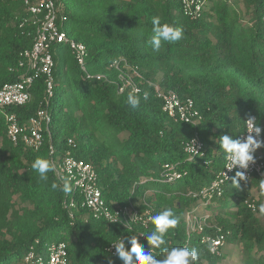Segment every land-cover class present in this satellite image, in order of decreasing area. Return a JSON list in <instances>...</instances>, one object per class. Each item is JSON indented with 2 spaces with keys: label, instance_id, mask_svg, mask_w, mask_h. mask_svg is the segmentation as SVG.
Returning <instances> with one entry per match:
<instances>
[{
  "label": "trees",
  "instance_id": "obj_1",
  "mask_svg": "<svg viewBox=\"0 0 264 264\" xmlns=\"http://www.w3.org/2000/svg\"><path fill=\"white\" fill-rule=\"evenodd\" d=\"M52 1L59 29L87 48L86 70L67 43L54 44L52 96L40 75L29 102L0 109V264H47L53 242L66 243L68 264H123L110 247L123 241L130 249L132 236L157 259L165 249L188 247L198 252L195 264H230L238 247V264H264V180L254 175L237 189L234 174L213 186L226 162L219 137L239 139L251 114L264 130V0H204L198 15L188 14L183 0ZM28 6L0 0V89L29 72L23 54L38 25ZM153 17L181 28L182 39L153 51ZM158 88L192 98L202 119L193 125L170 116ZM133 89L141 96L137 108L127 103ZM40 110L51 118L43 123V145L13 142L7 115L26 125ZM195 134L203 155L185 150ZM67 155L93 165L112 210L134 207L153 216L170 208L178 225L151 249V221L95 217L72 185L67 193L52 189L53 182L64 185L55 169L45 182L31 167L38 157L53 164ZM173 173L180 177L169 180ZM199 207L207 210L198 215L204 225L190 231L187 214ZM220 236L210 252L209 241Z\"/></svg>",
  "mask_w": 264,
  "mask_h": 264
},
{
  "label": "built area",
  "instance_id": "obj_2",
  "mask_svg": "<svg viewBox=\"0 0 264 264\" xmlns=\"http://www.w3.org/2000/svg\"><path fill=\"white\" fill-rule=\"evenodd\" d=\"M183 1L185 3L186 12L190 15H198L204 4V0ZM26 3L29 5L28 9L33 14L34 22L38 25L33 46L23 54L25 62L23 61L22 65L25 64L29 72L24 75L22 80L6 84L0 89V109L14 105H23L29 102L31 99V86L35 78L40 75L46 77L47 92L49 96H52L54 60L50 49L54 44L67 43L73 50L81 67L86 70L85 62L87 48L82 42L70 39L65 32L59 29L57 25V8L55 2L52 0H39L36 4L30 5L29 1L26 0ZM88 77L101 78V75H88ZM122 90L123 87L121 88V91ZM157 90L158 96L163 100V109L170 116L193 125H196L202 119L201 113L196 108L195 101L192 98L183 100L177 92L173 90L164 91L159 88ZM250 117L254 118L255 124L258 125L257 116L251 114L247 120ZM6 120L8 122V134L13 142L17 143L19 140H22L27 147L39 149L44 143V136L42 133L43 123L50 122L51 118L47 111L40 110L38 115L32 117L26 125H21L15 114H8ZM249 134L248 124L246 122L245 130L240 134L239 139H246ZM251 135H255V133H251ZM259 139H262V133ZM203 149L204 143L198 134H195L185 143L186 152L192 156L203 155ZM53 165L59 180L63 184L67 182L69 185L73 186L74 190L79 192L82 196L83 206L89 208L95 217L102 216L112 222H124L125 224H129L131 221L147 224V222L150 221L149 217L152 215L149 210L143 213H140L134 207H123L112 210L103 198L102 189L99 186V177L92 164L67 155L62 161L56 159ZM225 167L222 171L221 179L215 182L213 186L218 187L220 183L231 178L237 171L245 172L246 179L242 180V182L251 179L254 175L264 180V155L258 153V150L255 153V162L251 163L248 169H240L237 166L229 170ZM179 177L180 175L173 173L169 177V180H174ZM71 206H77V202L72 201ZM251 206L255 207L254 204ZM193 220H195L196 225L197 223L200 225L202 222L201 218L197 221V216H194ZM222 238L223 236L212 239L218 241L216 249L222 244ZM116 243L118 242L113 243L110 247L113 254H117L114 245ZM48 248L50 256L47 264H68L66 243L53 242ZM32 256L31 254L30 257Z\"/></svg>",
  "mask_w": 264,
  "mask_h": 264
},
{
  "label": "clouds",
  "instance_id": "obj_3",
  "mask_svg": "<svg viewBox=\"0 0 264 264\" xmlns=\"http://www.w3.org/2000/svg\"><path fill=\"white\" fill-rule=\"evenodd\" d=\"M152 35L149 37L147 44L153 51H159L162 42L168 44H175L182 39L183 30L169 23H161L159 17L152 18ZM148 92L143 93V99H148ZM127 103L132 108H137L141 104V96L133 89L128 94ZM248 132L250 133L246 139H236L233 136L224 134L219 138L220 148L225 154V161L227 169L231 170L235 167L240 169H248L251 163L255 162V153L258 149L264 147V139H259L262 130L257 124L255 119L250 117L247 121ZM255 133V135H251ZM32 169L35 170L41 181H48V173L54 170L52 162L43 157H38L32 164ZM245 172L237 171L236 176L232 179V184L235 188H240V181L245 180ZM53 190H60L65 193L69 192L70 186L67 182L61 187L58 183L53 182L51 185ZM264 209V206H262ZM151 223L155 226V230L147 234V240L151 249L159 247L164 243V237L169 229L175 228L179 223L177 217L172 209L166 208L157 215L149 217ZM130 249L125 248L123 241L115 245L116 252L122 260L123 264H195L198 259V252L195 248L188 247H172L165 249L166 255L163 259H157L152 251H146L145 248L138 242L136 236H132L129 241ZM218 241H209V251L215 252Z\"/></svg>",
  "mask_w": 264,
  "mask_h": 264
},
{
  "label": "rangeland",
  "instance_id": "obj_4",
  "mask_svg": "<svg viewBox=\"0 0 264 264\" xmlns=\"http://www.w3.org/2000/svg\"><path fill=\"white\" fill-rule=\"evenodd\" d=\"M254 194L256 195V197L257 198H259L260 196H259V193L256 191V190H254ZM200 211H199V213L197 214V212L196 213H188L187 214V220H188V225H189V230L190 231H194V230H198V228H200L202 225H204V221L203 222H201V226L200 225H198V223H197V225L195 224V220H193L194 219V216H197V221H198V219H199V217H198V215H207V210L206 209H204V208H202L201 209V207H199L198 208ZM206 210V211H205ZM197 211V210H196ZM196 214V215H195ZM189 216H190V220H189ZM261 217H262V220H263V224H264V213L263 214H261ZM240 250V248H238V247H236V248H232V250H231V255H232V258L230 259V264H238V261H236L237 260V257H238V255H239V251Z\"/></svg>",
  "mask_w": 264,
  "mask_h": 264
}]
</instances>
